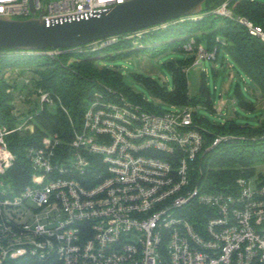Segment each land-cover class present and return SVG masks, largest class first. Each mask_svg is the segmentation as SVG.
Instances as JSON below:
<instances>
[{
	"label": "built area",
	"instance_id": "built-area-1",
	"mask_svg": "<svg viewBox=\"0 0 264 264\" xmlns=\"http://www.w3.org/2000/svg\"><path fill=\"white\" fill-rule=\"evenodd\" d=\"M124 1L0 0V15L28 18L34 7L57 19ZM228 1L214 13L244 25L264 45V26L233 13ZM149 30L123 38L138 43ZM120 37L87 47L97 50ZM184 49L196 63L217 59V49L198 46L194 38ZM61 52L48 51L53 57ZM34 93L41 109L23 121L18 116L13 127L0 124V264H264V178L240 176L224 190L199 182L204 155L229 137L217 135L207 144V129L194 117L198 107L171 104L155 111L112 87L98 89L67 144L50 133L27 147L28 181L16 185L9 172L17 156L8 136L33 133L45 105L61 102L48 90Z\"/></svg>",
	"mask_w": 264,
	"mask_h": 264
},
{
	"label": "trees",
	"instance_id": "trees-1",
	"mask_svg": "<svg viewBox=\"0 0 264 264\" xmlns=\"http://www.w3.org/2000/svg\"><path fill=\"white\" fill-rule=\"evenodd\" d=\"M226 1L228 0H206L205 9L200 13L201 18L178 17L167 22L166 26L150 28L139 37V44L135 43L136 37L123 38L131 32L121 34L117 42L97 50H90L84 45L75 49H62L55 57L48 53L52 47L39 51L0 48V124L13 127L18 121L14 104L16 86H12L6 80V74L10 69H31L37 75L32 81V91L36 88L48 90L61 101L57 104L56 112L50 111L48 105H45L36 115L33 133L15 131L8 136L9 146L17 156L15 166L9 172L14 183L24 185L28 181L27 147L39 143L44 135L50 133H58L67 144L73 136V125L78 127L81 125L86 106L98 89L112 87L130 100L139 102L151 110H164L127 85L121 70L100 66L99 59L108 60L147 50L154 51L162 44L177 50H185L184 45L193 36L196 38V45H203L207 50L217 49L216 61L221 51L222 64L226 62L228 55L232 57L233 67L239 66L264 94V45L256 36L250 34L244 25L214 13V10ZM227 6L236 15H244L255 24L264 26V2L229 0ZM198 32L202 33L199 38ZM138 45L143 48H139ZM111 51L117 54L112 55ZM195 58V55H192L185 60L169 63L173 76L171 88L149 75L139 74L137 77L147 83L153 94L170 104L193 105L198 109L204 106L216 112V99L207 84H202L196 96L189 95L186 69L194 63ZM10 88H13V91H8ZM233 99L239 107L251 112L257 111V105L247 99L239 80L234 89ZM236 114L238 115V112ZM194 117L196 122L207 129L205 132L207 144H211L217 135L229 137L204 155L203 177H198L200 183L212 189L224 190L234 185L240 176L258 173L259 177L264 178L263 173L257 171L258 165L264 164V119L258 125H252L249 122L241 124L235 117L215 122L207 117H200L198 111ZM10 264L49 263L18 259Z\"/></svg>",
	"mask_w": 264,
	"mask_h": 264
},
{
	"label": "rangeland",
	"instance_id": "rangeland-1",
	"mask_svg": "<svg viewBox=\"0 0 264 264\" xmlns=\"http://www.w3.org/2000/svg\"><path fill=\"white\" fill-rule=\"evenodd\" d=\"M260 1L264 2V0ZM201 34L198 32L197 38L201 37ZM192 39L193 36L190 37V40ZM194 41L197 42L196 38ZM136 44L139 43L136 42ZM138 47L143 48L139 45ZM111 54L116 55L117 53L111 51ZM192 54V52L177 50L162 44L154 51L147 50L108 60L102 58L98 60V63L100 66L121 70L127 85L142 94L146 100L153 102L161 109H165L171 104L153 94L147 83L143 79L138 78L137 75H149L171 88L173 86V76L169 63L185 60L191 57ZM219 56L217 61L205 58L201 59L199 63H192L187 68L189 95L191 97L196 96L202 84L205 83L210 87L211 94L216 99V112L200 106L199 109L197 108L199 116L207 117L215 122L235 117L241 124L249 122L252 125H258L264 119V94L239 66L233 67L234 60L232 57L228 55L226 62L222 64L223 51L220 52ZM35 78H37V75L31 69L21 70L20 68H15L10 69L6 74L7 82L12 86H16L14 89L15 113L19 116L20 121L29 117L34 109H41L40 97L32 91V81ZM238 80L241 82V87L247 99L254 101L257 105L256 112L243 109L234 101V89ZM48 109L56 112L58 109L57 103L49 104ZM237 112L238 115L236 114ZM257 169L258 172H262L264 175V164L258 165ZM256 175L259 176L258 173Z\"/></svg>",
	"mask_w": 264,
	"mask_h": 264
},
{
	"label": "water",
	"instance_id": "water-1",
	"mask_svg": "<svg viewBox=\"0 0 264 264\" xmlns=\"http://www.w3.org/2000/svg\"><path fill=\"white\" fill-rule=\"evenodd\" d=\"M206 0H125L112 9L83 15L46 19L0 15V48L39 51L78 48L102 38L133 33L175 18L197 15Z\"/></svg>",
	"mask_w": 264,
	"mask_h": 264
}]
</instances>
